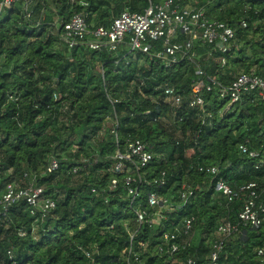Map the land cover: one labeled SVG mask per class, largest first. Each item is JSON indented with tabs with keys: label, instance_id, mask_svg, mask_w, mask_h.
Instances as JSON below:
<instances>
[{
	"label": "trees",
	"instance_id": "1",
	"mask_svg": "<svg viewBox=\"0 0 264 264\" xmlns=\"http://www.w3.org/2000/svg\"><path fill=\"white\" fill-rule=\"evenodd\" d=\"M187 3L235 28L236 38L226 53L198 40L169 69L153 55L162 41L142 53L128 39L111 50L86 42L70 48L62 37L77 14L91 30L109 28L123 11L142 12L150 0H14L2 12L0 195L10 182L35 179L56 205L45 217L24 200L10 207L0 221V264H186L189 258L209 264L216 231L227 222L240 232L226 242L219 264H262L264 222L254 228L239 217L248 193L230 200L216 182L222 178L236 191L255 182L264 203V95L252 91L230 106L213 82L228 86L241 73L264 79V0ZM199 70L213 87L203 89L202 106H191ZM166 86L182 96L180 106L167 101ZM133 139L153 159L140 170L125 159L118 172L116 155L126 154ZM53 158L60 166L49 173ZM214 166L212 175L207 168ZM127 176L138 177L133 202ZM162 177L164 185L155 182ZM153 193L162 202L151 205ZM137 210L146 211L141 222ZM186 219H193L182 237L189 243L171 254L164 235L180 233Z\"/></svg>",
	"mask_w": 264,
	"mask_h": 264
},
{
	"label": "built area",
	"instance_id": "2",
	"mask_svg": "<svg viewBox=\"0 0 264 264\" xmlns=\"http://www.w3.org/2000/svg\"><path fill=\"white\" fill-rule=\"evenodd\" d=\"M13 1L0 0V15L5 9L11 7ZM242 25L246 27L247 22L243 21ZM182 34L187 37L185 40L179 38ZM90 35L93 36L91 40L89 39ZM62 37L70 48L86 42L93 49L107 46L111 50H117L119 45L125 39H128L131 50L142 53H150L153 49V44L162 41L163 48L154 49L153 55L161 59L164 67L169 69L173 68L187 55L198 40L211 45L213 49L222 53L230 51L236 38V29L225 22L209 19L203 8H198L192 3L183 4V0H150V5L142 12L123 11L114 19L109 28L100 26L95 30H91L86 16L77 14L64 25ZM198 73L202 77L193 85L190 98L191 106H202L204 104L202 91L204 88L212 90L213 84L219 85L221 98L229 99L230 106L238 102L242 95L252 91H259L260 95H264V79L258 75L241 73L230 85L225 86L215 81L213 84L206 83L203 78L204 72L199 70ZM164 93L167 96V101L173 106L181 105L182 96L176 93L173 87L166 86ZM241 149L244 152L248 151L245 145H241ZM249 155L257 157L258 153L251 151ZM116 158L118 159L115 164V170L123 172L125 159L135 163L136 169L140 170L152 161L153 155L142 140L133 139L128 145L127 153L118 152ZM59 166V160L53 158L47 165L46 170L51 173L58 170ZM75 172H77V169H75ZM207 172L215 175L218 173V169L215 166L209 167ZM137 181L138 177L127 176L125 178L128 193L132 196L131 202L139 196V187L135 185ZM155 182L164 185L166 180L162 177V179L155 180ZM117 183L118 179L114 178L112 180L113 186L117 185ZM257 186V183L251 182L236 191L222 178L216 182V189L229 196L230 200L239 197L244 191L248 193L239 217L242 223L254 228L261 227L264 222V203L260 202L261 195L257 190ZM188 193H185L183 197L186 198L192 194V192ZM21 200L26 201L32 207L33 212L37 208H41L44 217L46 212L56 205L55 201L46 195L45 188L35 184V179L30 180L26 184L10 182L0 195V221L5 218L10 207ZM149 202L151 205H156L162 200L153 193L149 197ZM137 214L138 220L141 222L144 220L146 211L137 210ZM192 224L193 219H186L180 233L174 232L164 235L169 253H176L188 245L189 240L187 238L182 239V237L189 236ZM239 232L238 224L227 222L219 225L216 231V239L212 244L209 264H219L221 251L226 242ZM145 246L144 242L139 244V247ZM131 250L132 247L130 248ZM258 254L262 259V264H264V245L258 250ZM87 255L89 256L90 254L87 253ZM186 264H196V261L193 258H189Z\"/></svg>",
	"mask_w": 264,
	"mask_h": 264
},
{
	"label": "water",
	"instance_id": "3",
	"mask_svg": "<svg viewBox=\"0 0 264 264\" xmlns=\"http://www.w3.org/2000/svg\"><path fill=\"white\" fill-rule=\"evenodd\" d=\"M244 233H246V231H244Z\"/></svg>",
	"mask_w": 264,
	"mask_h": 264
}]
</instances>
